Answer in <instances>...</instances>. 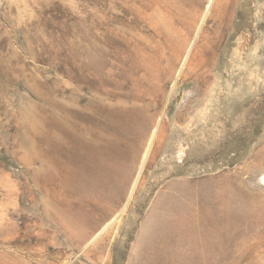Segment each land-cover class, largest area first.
Instances as JSON below:
<instances>
[{
	"label": "rangeland",
	"instance_id": "rangeland-1",
	"mask_svg": "<svg viewBox=\"0 0 264 264\" xmlns=\"http://www.w3.org/2000/svg\"><path fill=\"white\" fill-rule=\"evenodd\" d=\"M263 176L264 0H0V264H264Z\"/></svg>",
	"mask_w": 264,
	"mask_h": 264
},
{
	"label": "bare ground",
	"instance_id": "bare-ground-1",
	"mask_svg": "<svg viewBox=\"0 0 264 264\" xmlns=\"http://www.w3.org/2000/svg\"><path fill=\"white\" fill-rule=\"evenodd\" d=\"M197 1H198V0H197ZM165 6H166V5H165ZM208 7H210V6L208 5ZM96 8H98V7H96ZM165 8H166V7H165ZM170 10H171V9H170ZM128 14H130V13L128 12ZM199 14H200V12H199ZM96 17H97V16H96ZM179 18H181V17H179ZM195 18H196V17H195ZM195 18H194V19H195ZM97 19H98V18H97ZM97 19H96V20H97ZM127 19H128V18H127ZM181 19H182V18H181ZM99 20H100V19H99ZM130 20H131V19H130ZM135 20H136V19H135ZM108 21H109V20H108ZM131 21H132V20H131ZM182 21H183V20H182ZM178 22H179V20H178ZM96 23H97V22H96ZM106 23L108 24V22H106ZM106 23H105L104 25L107 26ZM137 23H138V22H137ZM139 24H140V23H139ZM179 24H180V23H179ZM112 26H113V25H112ZM135 26H136V25H135ZM107 27H108V26H107ZM126 27H127V26H126ZM187 27H188V26H187ZM109 29H110V28H109ZM117 31H118V30H117ZM200 31H201V30H200ZM195 34H196V33H195ZM124 35H125V32H124ZM99 36H101V35H99ZM185 37H186V36H185ZM186 38H187V37H186ZM105 39H106V38H105ZM99 40H100V39H99ZM186 40H187V39H186ZM106 42H107V41H106ZM110 42H111V41H110ZM131 42H132V41H131ZM131 42H130V43H131ZM179 43H180V42H179ZM126 45H127V44H126ZM126 45H125V46H126ZM111 46H112V45H111ZM181 46H182V44H181ZM181 46H180V47H181ZM98 47H99V45H98ZM183 48H184V46H183ZM178 50H180V49H178ZM213 50H214V49H213ZM200 51H201V50H200ZM107 54H108V53H107ZM180 55H181V54H180ZM180 55H179V56H180ZM186 55H187V54H186ZM213 55H214V54H213ZM112 58H114V57H112ZM186 58H187V57H186ZM186 60H187V59H185V61H186ZM108 63H109V62H108ZM113 64H114V63H113ZM183 64H184V63H183ZM109 66H110V65H109ZM110 67H111V66H110ZM110 67H109V68H110ZM113 69H114V68H113ZM108 72L110 73V71H108ZM154 135H155V134H154ZM153 137H154V136H153ZM92 139H93V138H92ZM152 139H154V138H152ZM150 146H151V145H150ZM148 153H149V152H148ZM148 153H147V154H148ZM146 158H147V155H146ZM92 159H93V153H92ZM144 161H145V160H144ZM144 161H143V162H144ZM141 169L143 170V168H141ZM141 169H140V170H141ZM139 174H140V173H139ZM138 179H139V178L137 177L136 180H138ZM262 183L264 184V176L262 177ZM134 185H135V184H134ZM123 213H124V212H123Z\"/></svg>",
	"mask_w": 264,
	"mask_h": 264
}]
</instances>
